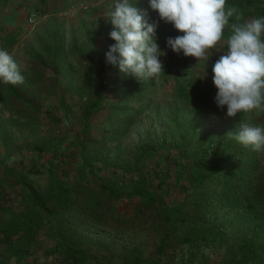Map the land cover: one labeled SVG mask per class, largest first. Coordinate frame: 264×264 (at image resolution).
Listing matches in <instances>:
<instances>
[{
    "label": "trees",
    "instance_id": "1",
    "mask_svg": "<svg viewBox=\"0 0 264 264\" xmlns=\"http://www.w3.org/2000/svg\"><path fill=\"white\" fill-rule=\"evenodd\" d=\"M48 2L49 0H43L39 5L29 8L26 19L29 23L28 16L32 12L39 14L38 21L45 15H51L52 23L50 24L52 26H48L42 33L44 34L42 39L40 38L35 43L47 55V61L41 62L40 60L41 65L37 63L40 67L34 69L30 67L26 71H21L24 76L23 84L0 83V105L16 115L17 121L24 117L27 121L39 120L42 125L48 120L55 121V118L50 114V110L44 111L42 103L35 94L37 85L43 88L44 84H47V79L41 74L45 73L47 68L56 69L58 60L67 51L65 47L69 44L68 53L72 59L80 54L76 43H71V41L68 45L66 44L65 28H62L63 21L77 19L82 12H88L94 6L90 0H65L63 6L48 11L46 4ZM81 3L89 4V8L79 9L72 16L62 14L70 6H79ZM134 3L136 4L133 5L137 7L138 2ZM253 3L257 4L256 11L242 17V21L253 17H264V0L244 2L226 0L227 6L239 11L252 7ZM233 21H235V15L230 18V22ZM87 25L84 22L78 28L80 32L85 31L87 37L89 34V43L83 45L82 48L86 52H93L94 66L100 68L103 66V58L99 53V40L92 38V34L86 31ZM169 33L170 35L183 34L174 27L169 28ZM227 35L228 30L225 31V38ZM110 40L112 44L115 43L113 39ZM16 43L17 38L13 33L0 34V49H5L9 53L13 52ZM36 57V60L31 57V61L33 59L37 62L39 56L36 55ZM84 59L85 57L82 61ZM113 68L119 67L112 66ZM109 83L114 85L128 83L131 89L140 87V83L134 79L128 82L108 80L102 85L101 90L108 89ZM101 84L98 79L94 86L97 88ZM216 92L217 89L213 88L210 83L195 77L190 84H183L181 88L179 87L177 97L187 104H192L196 110L222 115L221 111H226L227 107L217 106ZM100 94L104 95L102 91ZM97 109L96 102L85 108L81 117L83 132L86 133L89 130ZM246 116L244 114L247 124L254 126ZM46 118L48 120H45ZM172 123L177 128L179 143L159 145L155 141H148L139 145L131 166L132 173L127 176L124 171L120 174L122 175L120 179L115 180V184L103 174L90 170L88 173L96 181H101L92 189L87 188L90 184L89 180L84 181L83 178H79L74 187L69 188L66 187L65 182H62L61 177L54 176V182L46 187L57 193L55 198L58 200L57 204L60 205L59 211L48 208L45 196L28 184L27 173L32 166L26 168L6 165L5 170L10 173H4L2 176L0 170V187H3L5 183H9L10 186L21 185L22 195L26 190H31L30 203L38 209H44L47 214H33L34 217H26L15 213L16 208L13 205L0 204V233L3 237L0 264H203L210 263L211 260L218 264H264V161L260 159L258 151H254L251 146L245 147L228 137H216L215 140L213 137L210 139L207 137L206 142L189 150L192 140H189L180 130V121L175 114L172 117ZM12 130L5 126L2 133L6 150L14 146L17 139H21L27 151L36 153L37 138L32 139L30 133L29 138L23 139L20 128ZM52 149H56L55 144L52 145ZM164 152L166 156L168 154V157L175 159L179 177L174 178L169 174L168 167L165 166V170L161 167L162 161H164L163 164L169 163ZM11 155L13 156L12 153ZM1 156L8 160L12 158L5 150L0 154ZM158 159L159 162L155 164L157 167L155 169L154 163L150 161ZM41 165V168H36L37 173L48 169L46 164ZM187 166H189L188 170H186ZM114 171H118L117 168H114ZM186 174H188L187 179H185ZM98 192L108 201L99 200L96 197ZM81 193L88 195L86 213L93 214V216L100 214L98 220L105 221L107 216L114 219L113 232L116 230V224H119L120 218L123 217L126 224L151 225L157 232L159 241L156 240L157 242L151 245L146 237L133 238L132 241L136 242L133 252L129 243H122L117 250L109 252L104 248L105 238L103 231H100L86 238L88 243L96 244L95 255L90 254L85 247L72 245L68 233L73 232V227L63 214L71 211ZM171 196L172 205L170 206L171 198L169 197ZM122 199L128 200L125 202L126 210L124 211L127 214L132 211L129 218L125 215L126 213L116 212L120 206L114 203H122ZM14 202V205H19L17 201L14 200ZM19 202L24 204V201ZM169 208L172 212L177 210V214H171ZM184 208H186L185 212ZM223 209L234 213L230 214L233 221L230 219L228 222V214H221ZM153 210H156V213ZM3 220H16L19 224H14L12 226L14 229L11 230L2 229ZM235 220L241 224L232 223ZM44 222H55L56 229H46ZM51 231H55L54 234L57 235L59 241L41 248L40 245H44L45 242L42 235L51 233ZM206 249L210 250L207 252Z\"/></svg>",
    "mask_w": 264,
    "mask_h": 264
},
{
    "label": "rangeland",
    "instance_id": "2",
    "mask_svg": "<svg viewBox=\"0 0 264 264\" xmlns=\"http://www.w3.org/2000/svg\"><path fill=\"white\" fill-rule=\"evenodd\" d=\"M90 1L94 3L90 11L82 12L77 19L63 21L62 25V28H65L66 44L68 45L71 41V43H76V46L80 49V54L72 59L68 53L70 44L66 46L67 51L58 60L59 63L56 69L49 70L47 68L45 73L41 74L43 78L47 79V84H44L45 87L40 88L37 85L35 89V94L39 98V102L42 103L44 111L50 110V114L55 118V121L46 118L45 120L48 121L43 125L39 120L27 121L24 117L17 121L16 115L0 105V154L5 150L12 157L10 160L4 156L0 157L2 176H4V173H10L5 170L6 165L26 168L32 166L27 173L28 184L45 196L48 208L59 211L60 205L57 204L58 200L55 198L57 193L46 187L54 182V176L61 177L62 182H65L66 187L69 188L74 187L79 178H83L84 181L89 180L90 184L87 188L92 189L94 186H98L101 181H96L88 173L90 170L96 171L97 174H103L104 177L110 178L112 183L115 184V180L118 181L122 176L120 174L124 173V171L127 176L132 173L131 166L136 156V148L139 145L148 141H155L159 145H175L179 143L177 128L172 123L174 114L177 115V119L180 121V130L184 132L189 140H192L189 150L206 142L207 137L209 139L213 137L215 140L216 137H227L226 134L229 131H238L241 123H247L244 114L247 115L246 117L254 126L264 128V110L238 113L235 117L227 116V110L221 111L222 115H213L212 113L196 110L192 104H187L178 99L179 87L181 88L183 84H190L195 77H199L202 81L210 83L213 88H216L212 80V67L219 56L225 54L226 50H213L206 62L197 60V58L192 56H184L182 52L179 54L173 52L167 46L166 41L168 37L174 38L178 36L176 34L170 35L169 33V28L174 26L170 22L160 19L158 12L151 9L149 0H129V2L136 4L134 2L137 1L138 10L144 19L148 23H157L156 42L164 53L159 57L163 64L164 72L154 78L140 81L135 76L120 72L119 68L112 69L113 65L111 66V64L106 62V52L112 45L109 33L113 30V26L106 19L105 13L113 3V0ZM239 1L244 2L246 0H232V2ZM256 6L257 4L253 3L250 8L236 11L244 17L255 12ZM228 8L233 7L226 5V10ZM84 22L88 24L86 31L92 34V38L95 37L99 40V53L103 58V66L100 68L94 66L95 58H93V52H86L82 48L83 45L89 43V34L87 37L85 31L80 32L78 29ZM38 25L32 28H25L17 48L10 52L17 64L20 65V71H26L30 67L31 69L40 67L41 62L47 61V55L35 43L40 38L42 39V36H44L42 33L48 27L38 28ZM227 30L226 28L225 31ZM33 52L35 53L34 55ZM36 55L39 56L38 61L35 62L33 59L31 61V57L35 60L37 59ZM83 57L85 59L82 61ZM40 60L41 62H39ZM53 76L57 78L55 79ZM98 79L102 84L96 88L94 84ZM132 79L140 83L139 88L131 89L128 83H119L117 85L109 83L108 89L101 90L102 85L108 80L128 82ZM101 91L104 95L100 94ZM93 102H96L98 109L94 113L89 130L85 133L83 132V120L81 117L85 108ZM5 126L11 130L20 128L23 139L29 138L30 133L32 134V139L37 138L36 153L27 151L21 139H17L16 144L6 150L4 136L2 135ZM84 142L88 143L85 144ZM53 144L56 146L55 150L52 149ZM52 150L53 152H51ZM163 154L169 160V163L163 164L164 161H162L160 163L162 164L161 167L164 170L165 166L168 167L167 172L169 174L174 176V178L179 177L175 159L168 157V154L166 156L165 152ZM258 154L260 159L264 161V152L258 151ZM150 162L154 163L153 165L156 169L155 164L159 162V159ZM41 164H46L48 169L37 173V170L42 167ZM36 168L38 169L36 170ZM114 168H117L118 171H114ZM188 169L189 166L186 167V170ZM187 178L188 174H186L185 179ZM8 184L5 183L3 187H0L1 205H13L16 208L15 213L23 214L26 217H34L35 215L33 214H47L44 209H38L30 203L32 200L31 190H23L25 192L22 195L21 185L10 186ZM172 189L175 188L172 187ZM96 197L99 200L108 201L99 192ZM13 198L19 204L18 206L14 205ZM169 198H171L169 202L171 206L172 196ZM87 200L88 195L81 193L71 211H66L63 214L73 227V232L68 233L69 231L67 230L72 245L85 247L90 254L95 255L97 252L96 244L88 243L86 238L91 234H98L100 231H103L105 238L104 248L109 252L117 250L122 243H129L133 252L136 243L132 241L133 238L146 237L151 245L159 241L158 234L151 225L141 223L126 224L123 217L120 218L119 224H116V230L113 232L115 228L114 219L107 216L105 221L98 220L100 214L93 216V214L86 213ZM19 201H24V204ZM121 201L123 204L114 203L120 206L116 209V212L125 214V202L128 200L122 199ZM176 208L180 207L176 206ZM186 208H184V212ZM168 210L171 214H177V210L175 212H172L170 208ZM153 211L156 213V210ZM221 211V214H228V222H230L229 220H232V215L230 214L234 213L229 212L228 209ZM131 214L132 211L125 215L129 218ZM16 223H18L16 220H3L1 227L2 229L11 230L14 229L12 226ZM232 223L241 224L236 220ZM44 224L48 230L56 229L55 222H44ZM54 233L55 231H51V233L42 235L45 242L44 245H40L41 248L48 247L57 240L59 241V238ZM2 238L0 233V248L3 243ZM209 250L206 249L207 252ZM203 264L218 263L211 260L210 263Z\"/></svg>",
    "mask_w": 264,
    "mask_h": 264
},
{
    "label": "clouds",
    "instance_id": "3",
    "mask_svg": "<svg viewBox=\"0 0 264 264\" xmlns=\"http://www.w3.org/2000/svg\"><path fill=\"white\" fill-rule=\"evenodd\" d=\"M149 4L160 19L183 33L167 38L173 52L206 62L213 50H226L212 67V80L217 89L215 102L227 107V116L264 110V17L242 21L235 8L226 10V0H149ZM234 14L235 21L230 22ZM105 17L113 26L109 35L115 41L106 52L107 63L140 81L164 72L159 59L164 53L156 42L157 23H148L129 0H113ZM0 83H24L20 66L5 49H0ZM226 135L264 152L262 127L241 123L238 131Z\"/></svg>",
    "mask_w": 264,
    "mask_h": 264
},
{
    "label": "crops",
    "instance_id": "4",
    "mask_svg": "<svg viewBox=\"0 0 264 264\" xmlns=\"http://www.w3.org/2000/svg\"><path fill=\"white\" fill-rule=\"evenodd\" d=\"M43 0H0V34L3 32H11L16 35L17 43L15 48H17L20 37L22 36L25 28H32L38 25L41 27L52 26L51 15H45L40 21H36L34 24L27 23V11L29 8L39 5ZM63 1L65 0H49L47 4V10H54L61 5L63 6ZM67 1V0H66Z\"/></svg>",
    "mask_w": 264,
    "mask_h": 264
},
{
    "label": "built area",
    "instance_id": "5",
    "mask_svg": "<svg viewBox=\"0 0 264 264\" xmlns=\"http://www.w3.org/2000/svg\"><path fill=\"white\" fill-rule=\"evenodd\" d=\"M89 8V4L87 3H81L79 6L72 5L69 8L65 9L62 14L65 16L74 15L79 9L86 10ZM39 18V14L36 12H32L28 16V22L31 24H34Z\"/></svg>",
    "mask_w": 264,
    "mask_h": 264
}]
</instances>
